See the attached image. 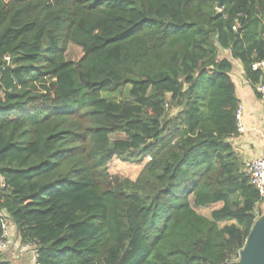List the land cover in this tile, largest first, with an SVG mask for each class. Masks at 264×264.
Returning a JSON list of instances; mask_svg holds the SVG:
<instances>
[{
    "label": "trees",
    "instance_id": "obj_1",
    "mask_svg": "<svg viewBox=\"0 0 264 264\" xmlns=\"http://www.w3.org/2000/svg\"><path fill=\"white\" fill-rule=\"evenodd\" d=\"M233 61L262 100L264 0H0V211L37 264L238 259L263 199Z\"/></svg>",
    "mask_w": 264,
    "mask_h": 264
},
{
    "label": "crops",
    "instance_id": "obj_2",
    "mask_svg": "<svg viewBox=\"0 0 264 264\" xmlns=\"http://www.w3.org/2000/svg\"><path fill=\"white\" fill-rule=\"evenodd\" d=\"M228 55L226 52L222 53L224 57ZM232 64L231 78L239 105L243 109L242 124L245 132L238 134L236 138L230 140V143L245 167V163L249 160L264 155V101L257 98L254 89L244 78L241 64L237 61H233ZM260 208L262 214L259 217L264 214V200ZM226 223L233 224L234 221Z\"/></svg>",
    "mask_w": 264,
    "mask_h": 264
},
{
    "label": "built area",
    "instance_id": "obj_3",
    "mask_svg": "<svg viewBox=\"0 0 264 264\" xmlns=\"http://www.w3.org/2000/svg\"><path fill=\"white\" fill-rule=\"evenodd\" d=\"M258 68L264 70V63L253 65L254 70ZM258 89L264 101V85L260 86ZM242 114L243 109L242 106L239 105L236 112L238 134H243L245 132V128L242 124ZM245 172L249 176L251 184L258 190L261 199L264 200V155L261 158H254L245 163ZM1 187H3V181L0 178V188ZM0 219L3 229V234L0 239V253H4V251L9 250L12 245L17 244L22 251L31 250L32 254L30 264H37L36 254L33 246L21 245L15 229L13 230V237L12 233L10 232V228H14V226L8 220L7 215L2 211H0ZM13 238H15V243L13 242Z\"/></svg>",
    "mask_w": 264,
    "mask_h": 264
},
{
    "label": "rangeland",
    "instance_id": "obj_4",
    "mask_svg": "<svg viewBox=\"0 0 264 264\" xmlns=\"http://www.w3.org/2000/svg\"><path fill=\"white\" fill-rule=\"evenodd\" d=\"M69 51H70L69 52L70 56L73 59H77L81 55L79 49L75 46H70ZM105 97L109 100L119 98V96H114V95L111 96L105 95ZM140 168L141 167L139 166L127 165L125 163L116 160L115 158L109 164V171L112 175L129 178L131 180H134L137 177ZM211 210H212L211 207L201 208V209H197V212L201 215L208 216ZM13 230L14 228H10V232L14 237ZM13 242L15 243V238H13ZM31 254H32L31 250L22 251L17 244H14L9 248V250L4 251V253H2V256L5 257L10 262H12L13 264H30Z\"/></svg>",
    "mask_w": 264,
    "mask_h": 264
},
{
    "label": "water",
    "instance_id": "obj_5",
    "mask_svg": "<svg viewBox=\"0 0 264 264\" xmlns=\"http://www.w3.org/2000/svg\"><path fill=\"white\" fill-rule=\"evenodd\" d=\"M232 264H264V214L255 221Z\"/></svg>",
    "mask_w": 264,
    "mask_h": 264
}]
</instances>
